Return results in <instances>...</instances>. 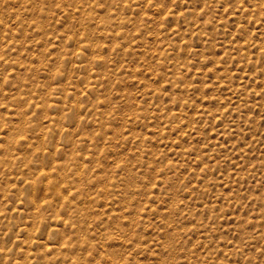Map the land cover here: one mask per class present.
<instances>
[{"label": "rangeland", "instance_id": "rangeland-1", "mask_svg": "<svg viewBox=\"0 0 264 264\" xmlns=\"http://www.w3.org/2000/svg\"><path fill=\"white\" fill-rule=\"evenodd\" d=\"M0 264H264V0H0Z\"/></svg>", "mask_w": 264, "mask_h": 264}, {"label": "snow or ice", "instance_id": "snow-or-ice-1", "mask_svg": "<svg viewBox=\"0 0 264 264\" xmlns=\"http://www.w3.org/2000/svg\"><path fill=\"white\" fill-rule=\"evenodd\" d=\"M58 7V6H57ZM232 7V4H229V8H231Z\"/></svg>", "mask_w": 264, "mask_h": 264}]
</instances>
